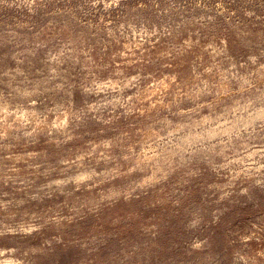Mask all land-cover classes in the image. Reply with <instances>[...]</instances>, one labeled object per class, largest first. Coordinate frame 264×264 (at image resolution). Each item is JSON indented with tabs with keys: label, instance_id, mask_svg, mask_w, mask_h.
<instances>
[{
	"label": "clouds",
	"instance_id": "1",
	"mask_svg": "<svg viewBox=\"0 0 264 264\" xmlns=\"http://www.w3.org/2000/svg\"><path fill=\"white\" fill-rule=\"evenodd\" d=\"M0 264H264V0H0Z\"/></svg>",
	"mask_w": 264,
	"mask_h": 264
}]
</instances>
